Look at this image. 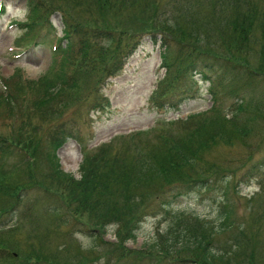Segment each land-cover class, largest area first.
Masks as SVG:
<instances>
[{
  "label": "rangeland",
  "instance_id": "rangeland-1",
  "mask_svg": "<svg viewBox=\"0 0 264 264\" xmlns=\"http://www.w3.org/2000/svg\"><path fill=\"white\" fill-rule=\"evenodd\" d=\"M112 1L115 4L103 16H99L100 10L96 0H44V3L46 6L50 2L61 4L73 18L75 17L81 23L88 22L87 25L91 27L113 28L118 25L133 33H141L146 29V20L152 12L150 6L146 5V3L150 5V0ZM160 1L166 3L171 0ZM246 1L233 0V4H240L245 11V14L237 19L243 29L242 34L245 36L243 43H240L237 35L230 28L234 20L225 29L226 43L222 40L210 39V37H215V32H213L216 29L215 21L221 22L225 18L224 14L220 15L218 10L214 19L210 13L206 14L214 27L207 31L205 40L199 41L203 46L199 45L195 39L188 42L178 40L177 43H170L173 53L177 49L185 48L188 57L191 58L196 56V52L201 49L215 51L222 50L223 47L233 52L237 59L242 60H233L220 53L223 61L227 62L229 58L234 63H241L247 58L257 66L264 77V44H262L264 3L261 5L262 12L249 16L250 12L246 11L247 7L244 6ZM1 2L7 10L0 14V76L8 77L18 67L24 69L29 79L40 78L46 72L51 74L48 69L53 62V51L50 44L54 30L45 32L44 37H38L37 45H31L26 50L21 47L17 48L16 39L24 32V26L20 23H25L27 20V0H0ZM161 2L159 16L165 18L162 14L165 6ZM186 2L187 0H184L179 4L186 5ZM224 2L225 5H230L229 0ZM201 5L204 10H211L209 0H202ZM198 9V6L191 7L187 14L197 13ZM232 14L238 16L233 10ZM11 19L12 22H10ZM51 20L57 30H62L61 14L54 13ZM13 22L17 24L13 25ZM108 22L113 24H104ZM35 31H38L37 27ZM250 34L257 36L258 41L255 44L245 43ZM58 35H61V32ZM101 35L99 45L106 55L103 60L101 59V66L96 71L81 73L80 76L83 77L80 78L79 88L64 98V102L77 101L82 113L81 118L76 122L71 119L76 115L71 110L63 109L60 113L50 116L47 122L37 126V139L40 140L39 146L42 151L39 158L43 161L41 165L45 166L44 170L48 167L47 155L44 151L48 150L53 139V136L47 133L50 129L53 130L57 120H59L58 123L66 124L77 130L76 136L70 138L59 148L58 155L62 167L79 178L80 164L84 156L82 147L88 146L90 151H95L101 144L107 143L106 145L111 146L113 153L119 149L124 154H128L132 149L144 147L150 142L149 140L159 138L157 134L168 136L171 133H183V129L179 128L180 121L206 111L213 104L210 85L216 84L217 86L218 77L209 72L206 73L208 78H201L200 74H195L194 78L198 80V83L194 85L195 90L185 94L186 98L183 96L178 112L169 111L163 115L161 110L152 107L150 98L165 77L166 69L161 66V43L159 41L156 43L150 36H142L143 41L124 63L123 69L116 74L109 72L106 82H103L102 86H100L102 82L99 84L100 100L103 94L107 95L111 107L89 112L100 100L96 98L91 108L88 109L84 100L87 90L92 89L98 79H104L106 67L109 65L115 67L119 63L115 57L110 55L111 47H115L117 38L109 40L104 34ZM30 41V39H24L20 44L27 46ZM210 54L208 52L209 57ZM199 55L207 56V53ZM74 66L73 69H76L77 66ZM100 71L103 73L100 74ZM199 85L200 88H198ZM218 87L222 89L223 83ZM229 87L226 86L224 90H221L220 102L224 107L237 99L229 93ZM260 87L264 91V83L260 84ZM196 89H200L199 94ZM80 92L82 93L79 95ZM29 104L26 103L27 106ZM255 110L254 122L260 133H251L248 139L249 145L236 139L232 145H222L216 150L217 153L223 154V159L232 162L236 167L234 181L225 188L226 190L222 189L225 184L219 183L220 185L210 193L191 191L186 195H181L175 201L172 210L193 211L202 217L200 220L165 210L159 206L156 210L161 211L148 215L141 222L137 237L129 239L126 234H128L130 224L123 221L124 215H120L121 209L115 206L114 196L105 201L102 198L100 200L94 198L97 200V207L90 208V203L83 204L72 198L74 195L72 187L76 184L75 180L47 177L43 183L51 191L50 193L56 196L55 199L47 201V206L44 204L42 207L35 206L37 196L43 195L44 192L31 188L25 192L24 196L27 199L19 201V198L16 200L14 197L13 203L7 205L13 204L14 209L0 215V225H6L8 228L6 232L0 233V246L8 248L0 250V256L13 255V251H16L23 257L31 258V261L39 260L36 264H264V165L258 162L264 161V104L256 112ZM3 111L1 107L0 132L7 134L11 133L12 129L14 132L18 125L15 121L14 125H10ZM68 118L70 120H67ZM160 118L176 120L175 123L169 125L165 123L164 126L168 127L164 130L157 129L161 128L160 126L157 128L155 126L157 123L154 121ZM68 121L74 122L70 124ZM36 122L37 120L33 121V123ZM150 125H153L151 129ZM147 127L150 132H140L135 142L129 136L130 133L136 132L135 130L147 129ZM257 134L260 135L259 140H257ZM111 140L112 142L108 143ZM20 153V150L14 149L11 156L2 158L6 163L4 170H9L12 178L18 174L16 165L21 158ZM253 162H258L255 167L251 166ZM254 172L257 174L253 176ZM22 179L26 181L28 176ZM17 188L20 190V187ZM56 206H58L55 209L56 213L49 211V214L53 215L51 218L45 209ZM229 209L231 224H227L225 218V212ZM112 212H114L113 215ZM172 227L181 231L185 237L183 240L189 242L188 247L180 246V241L176 240L172 233ZM103 230L106 233H103ZM205 237L206 246L218 254V259L209 258L210 262L204 259L199 242H205L203 241ZM156 241L160 244L157 249L163 252L152 249L149 252L151 254L147 253L146 251H149ZM190 241L197 245L191 246ZM167 243H171L169 248L166 247Z\"/></svg>",
  "mask_w": 264,
  "mask_h": 264
},
{
  "label": "trees",
  "instance_id": "trees-1",
  "mask_svg": "<svg viewBox=\"0 0 264 264\" xmlns=\"http://www.w3.org/2000/svg\"><path fill=\"white\" fill-rule=\"evenodd\" d=\"M182 1L184 0H171L163 3L164 1L161 2L160 0H150V5L146 3L147 6H150L152 12L146 20V29L141 33L130 32L118 27V25L113 28L90 27L87 25L88 22H80L81 24H79L75 17L65 14V21L68 25H66V37H70L71 33L76 34L80 41L75 44L70 43L68 50H65L62 61L63 66L70 60L76 46L79 48L82 61L92 66L94 60L101 57V47L99 45L101 35H93L96 33L104 34L109 40L117 38L116 45L111 47L110 52V55L119 61L115 67L111 66L113 73L122 68L120 64L135 50L140 37L150 33L154 34L155 39H158L159 36L160 39H163L165 47L163 60L168 68V75L161 80L156 94L154 93L152 96V102L156 106L160 107L161 104L168 102L173 96L183 95L188 91L191 92L197 82L194 73L198 69L208 70L218 76L217 86L212 84L210 87L213 94V106L204 112L180 121L179 128L183 129V133H171L168 136L165 134V136H161V134L158 136L159 138L149 140L150 142L147 145L132 149L128 154H124L119 149L113 153L111 146L105 145L100 149L99 154L87 158L83 163L82 168L85 177L83 176L79 181L75 180L76 184L72 187L74 191L72 198L83 204L90 203V208H93L97 205V200L102 198L105 201L114 196L116 199L115 206L124 213L120 214L124 215L122 217L124 218L123 221L130 224L128 234H126L129 239L137 237V230L144 214L149 210L150 212L155 210L154 205L151 208L152 204L159 202L163 196H168L170 192H173L174 195L176 190L184 192L201 189L211 192L219 183L225 184V187L222 188L224 190L234 181L236 167L232 162L223 159V154L216 152L217 148L222 145L230 146L236 139L249 145L248 139L251 133H260L254 122V110L259 109L264 104V91L260 87V84L264 83V77L251 60L248 61L245 58L244 62L234 63L228 58L227 62L223 61L220 53L233 60L242 61L237 59L229 49L223 47L222 50L215 51L201 49L196 52V56L189 58L185 48L177 49L173 53L170 45V43H177L178 40L188 42L195 39L199 45L203 46L199 41L205 40L207 31L214 27L206 14L210 13V16L214 19L218 10L220 15L224 14L225 18L221 22L214 20L216 29L213 32H215V37H210V39L214 38L226 43L225 29L234 20L230 28L237 35L236 37L240 40V43H243L245 36L242 34L243 29L237 19L245 14V11L240 4H233V0H229L230 5H225V0H209L211 10L203 9L202 0H187L186 5H180L179 2ZM40 2L44 1L41 0ZM96 2L100 10L99 16L109 12L111 6L115 4L112 0H96ZM160 2L165 6L162 13L165 18L159 16ZM51 3L54 4V2ZM263 3L264 0H247L244 6L247 7L246 11L250 12L249 16H253L263 11L261 6ZM194 6L199 7L197 13L187 14L189 8ZM232 10L237 13V17L236 14H232ZM32 12H35L33 18L38 19L39 8L36 7L35 9L33 7ZM41 13L44 14L42 9ZM84 25L89 28V32L86 31L87 28ZM257 41V36L250 34L245 43L250 45L251 43L255 44ZM262 44H264V40ZM208 52L211 53L210 57ZM200 53H207V56L199 55ZM213 54L215 55L213 56ZM70 79H73L71 84L69 83ZM55 80L52 75H46L39 81H27V86L22 85L21 81L14 82L13 87H11L12 94H9L7 98L0 96V106H4L10 114L14 108L13 104L16 106L26 101L29 94L26 91L28 90L35 91L37 95L31 100V108L25 110L24 119L32 118L33 115L39 113L43 117L49 110L52 113H60L63 109L67 110L73 102H64V98L68 97L70 92L78 89L81 85L79 78L76 77V73L71 75L70 72L65 71L60 72L58 81ZM222 83L223 88L220 89L218 86ZM226 86H230L229 93L236 96L237 99L224 107L220 102V97L221 90H224ZM99 105H102V102ZM161 107L163 108L164 105ZM32 112H35V114H32ZM25 122L26 125L33 126L31 122ZM25 122L23 121V123ZM26 132L28 137L24 140L28 141L32 137H30V130H26ZM62 133H65L63 141L62 139L59 141L58 138L54 137V141L50 144L49 149L52 152L49 155L50 157L54 155V161L57 159L55 150L68 138L64 130ZM22 136L23 134H20L18 138L20 144L23 140ZM131 137L134 142L137 140L135 134ZM259 139L260 135L257 134V140ZM2 141L3 143L8 142L6 139ZM1 142L0 147L7 150ZM29 144L31 146V143ZM35 147H38V142H36ZM99 157L103 158L97 161ZM258 162H260V165H264V161ZM258 162H253L251 166L255 167ZM56 165V177L61 180H74L72 176L60 169L57 160ZM256 174L254 172L253 176ZM1 195L2 193H0V197H2ZM167 204H169V201ZM147 207L151 209H147ZM229 212L230 209L225 212L227 224H231ZM113 214L114 212H112ZM195 219L200 220L198 217ZM171 230L176 240L180 241V246L188 247L189 242L183 240L185 237H183L181 231L174 227ZM203 241L205 242L200 241L199 244L202 246L204 259L209 262V258L218 259V254L206 246V237ZM190 244L191 246L197 245L193 241H190ZM170 246V243L166 244L167 248ZM158 250L162 251L161 249Z\"/></svg>",
  "mask_w": 264,
  "mask_h": 264
}]
</instances>
